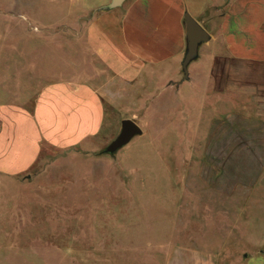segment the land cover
Listing matches in <instances>:
<instances>
[{"label": "rangeland", "instance_id": "rangeland-1", "mask_svg": "<svg viewBox=\"0 0 264 264\" xmlns=\"http://www.w3.org/2000/svg\"><path fill=\"white\" fill-rule=\"evenodd\" d=\"M108 1L0 0V104L29 107L46 82L80 75L76 64L78 59L84 64V54L79 57L75 49H84L85 22ZM180 80L144 81L134 100H128L120 111H109L113 115L108 114L107 119L113 121L115 131L99 150L43 147L28 171L33 177L29 181L0 173V264H138L124 257L131 252H121L115 243H104L106 238L101 244L102 230L107 231L101 226L114 219L123 221L124 232L133 237L140 231L154 235L147 247L148 254L155 256L152 264H165L170 248L173 264H194L191 258L196 253L210 252L217 262L220 260L219 238H212L214 204L205 206L195 199L187 210L189 204L182 196L188 189L171 188L170 180L186 169L190 185H235L252 193L264 190V111L200 112L197 83L184 81L174 88L169 86ZM225 117L236 118L230 137L235 142L206 148L218 133L213 120ZM124 118L133 119L141 127V134L115 153L104 152ZM200 158H206L204 171L212 179H198L194 174ZM122 172L131 175L129 180L124 177L125 186L143 187V204L138 209L129 208L127 205L139 204H129L121 197L113 206H126L109 217L100 205L104 204L101 197L95 195L97 190H85L100 189L112 182L117 184L111 186L120 188V179L108 176L122 177ZM221 175L222 180L218 178ZM180 182L178 178L172 185L180 186ZM72 189L85 193L71 200ZM82 203L92 207H81ZM248 218L250 224L252 220L257 223L258 232L264 231V203L257 217ZM248 243L243 240L233 247L228 243L230 248L222 252L228 258L220 264H236V252L259 247ZM261 247L264 249V245ZM178 249L187 251L188 256L177 253ZM230 249L234 252L229 253ZM238 264H264V253L254 252Z\"/></svg>", "mask_w": 264, "mask_h": 264}, {"label": "crops", "instance_id": "crops-1", "mask_svg": "<svg viewBox=\"0 0 264 264\" xmlns=\"http://www.w3.org/2000/svg\"><path fill=\"white\" fill-rule=\"evenodd\" d=\"M186 11L208 31L210 38L200 44L198 57L188 64V79L169 86L174 88L184 81L197 83L200 112L264 111V0H125L119 7L101 9L87 18L84 49H75L79 57L84 54V64L80 59L76 64L80 75L46 82L29 107L0 104V173L29 181L33 177L28 171L43 147L99 150L107 142L110 132L115 131V124L107 119L108 114L113 115L109 111H120L128 100H134L144 81L167 83L172 78H182L180 62L186 43L183 21ZM77 25L78 22L75 28ZM225 119L213 120L218 125V133L223 134L217 133L211 142L205 144L206 148L213 145L225 147V143L235 142L230 137L234 133L236 118ZM205 153L203 150V155ZM202 158L194 166V174L198 179H212L204 171L206 158ZM121 174L122 177L117 174L108 176L109 179L111 176L120 179V188L111 186L117 184L112 182L100 189H84L87 193L97 190L95 195L101 197L104 204L100 205L109 217L114 216L120 207L124 208L125 204L113 206L121 197L129 204H139L127 205L129 208L138 209L143 204L140 199V193H143L140 188L143 187L125 186L124 177L129 180L131 175ZM188 177L186 169L179 172L170 180L171 188L188 189L185 197L182 196L189 204L187 210L195 199L205 206L214 204L212 238H219L218 253L221 256L217 262L216 256L210 252L192 254L194 264H220L223 258H228L222 252L243 240L258 245L259 249H244L243 254V251L236 252V264L254 252L264 253V249H260L264 245V231L258 232L253 220L251 224L248 222V216L259 215L264 190L252 193L235 185L195 186L189 184ZM178 178L180 186L172 185V181ZM218 178L222 180L224 176ZM81 190L72 189L71 200L85 193ZM83 205L85 208L91 206L82 203L81 207ZM253 205L255 209L251 208ZM116 221H106L101 226L107 228V231L102 230L101 244L115 243L121 252H131L124 255L130 263L131 259L137 260L138 264L155 262V256H150L147 248L154 235L140 231V235L133 237L124 232L123 221ZM203 226L210 228L205 222ZM258 226L262 227V224L258 223ZM103 238H106L104 243ZM136 240L141 244H135ZM209 240L210 237L205 240L207 246H210ZM228 243H231L230 247ZM112 249L116 246L113 245ZM168 251L165 264H173L172 248ZM176 252L188 256L183 249ZM231 252L234 251L230 249Z\"/></svg>", "mask_w": 264, "mask_h": 264}, {"label": "water", "instance_id": "water-1", "mask_svg": "<svg viewBox=\"0 0 264 264\" xmlns=\"http://www.w3.org/2000/svg\"><path fill=\"white\" fill-rule=\"evenodd\" d=\"M125 0H109L101 8L110 10L122 5ZM185 24V50L180 62L182 69V78L188 79V64L198 57V48L200 44L206 42L210 35L208 31L187 11L183 14ZM141 127L131 118H124L120 123L118 134L104 148L106 153H114L118 148L128 143L135 135L141 134Z\"/></svg>", "mask_w": 264, "mask_h": 264}]
</instances>
